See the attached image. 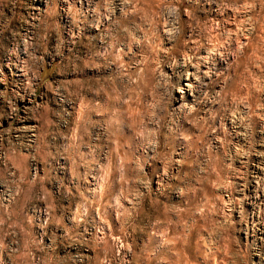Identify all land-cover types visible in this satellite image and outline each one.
Instances as JSON below:
<instances>
[{
    "label": "rangeland",
    "instance_id": "1",
    "mask_svg": "<svg viewBox=\"0 0 264 264\" xmlns=\"http://www.w3.org/2000/svg\"><path fill=\"white\" fill-rule=\"evenodd\" d=\"M0 264H264V0H0Z\"/></svg>",
    "mask_w": 264,
    "mask_h": 264
}]
</instances>
